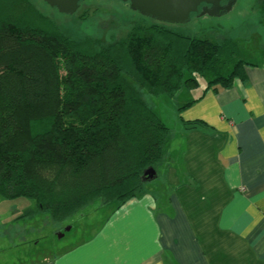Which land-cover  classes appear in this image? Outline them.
<instances>
[{
    "label": "trees",
    "instance_id": "1",
    "mask_svg": "<svg viewBox=\"0 0 264 264\" xmlns=\"http://www.w3.org/2000/svg\"><path fill=\"white\" fill-rule=\"evenodd\" d=\"M238 56L233 39L190 37L157 21L109 44L75 40L31 0H0V197L32 200L55 224L144 197L141 177L166 166L174 136L144 92L174 98L206 80L184 109L246 80Z\"/></svg>",
    "mask_w": 264,
    "mask_h": 264
},
{
    "label": "crops",
    "instance_id": "2",
    "mask_svg": "<svg viewBox=\"0 0 264 264\" xmlns=\"http://www.w3.org/2000/svg\"><path fill=\"white\" fill-rule=\"evenodd\" d=\"M244 71L179 107L181 153L165 166L164 197L147 191L34 264H264V65Z\"/></svg>",
    "mask_w": 264,
    "mask_h": 264
},
{
    "label": "rangeland",
    "instance_id": "3",
    "mask_svg": "<svg viewBox=\"0 0 264 264\" xmlns=\"http://www.w3.org/2000/svg\"><path fill=\"white\" fill-rule=\"evenodd\" d=\"M31 1L66 36L75 40L91 38L109 44L125 39L137 25L156 21L143 16L121 0H87L74 15L62 14L44 0ZM162 24L180 34L213 42L233 39L239 45L240 60L252 66L264 65V17L261 0H237L230 12L219 17L197 13L187 23ZM206 82L202 80V87L198 90L183 89L174 98L153 97L144 92L148 104L174 132L169 157L176 162V157L181 153L179 145L182 144L178 109L200 95ZM165 168L161 166L159 177L147 184L148 191L157 196L162 195L161 197L167 194ZM113 210L114 207L96 204L88 208L83 217L65 224H55L50 215L38 212L37 205L32 200H8L0 197V264H34L55 257L90 238L110 218ZM28 214L29 217L15 220ZM68 227H71L70 231H66Z\"/></svg>",
    "mask_w": 264,
    "mask_h": 264
},
{
    "label": "water",
    "instance_id": "4",
    "mask_svg": "<svg viewBox=\"0 0 264 264\" xmlns=\"http://www.w3.org/2000/svg\"><path fill=\"white\" fill-rule=\"evenodd\" d=\"M60 13L74 15L78 12L84 0H44ZM130 4L131 8L145 17L162 23L181 24L191 20L192 15L201 13L219 17L230 12L237 0H121ZM159 177L158 171L147 168L141 180L150 183ZM68 227L66 231H70ZM64 236V235H63Z\"/></svg>",
    "mask_w": 264,
    "mask_h": 264
}]
</instances>
